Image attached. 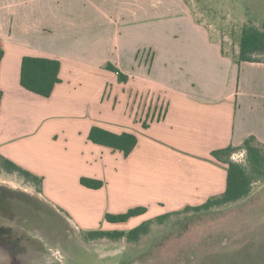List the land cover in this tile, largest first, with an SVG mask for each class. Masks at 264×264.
<instances>
[{
	"label": "crops",
	"instance_id": "1",
	"mask_svg": "<svg viewBox=\"0 0 264 264\" xmlns=\"http://www.w3.org/2000/svg\"><path fill=\"white\" fill-rule=\"evenodd\" d=\"M169 10L172 30L149 32ZM0 41V155L39 176L77 164L86 229L93 218L104 231H128L117 228L201 205L226 186L213 150L250 136L264 145V63H237L238 51L226 54L178 0H0ZM24 56L60 62L49 98L20 86ZM93 126L133 133L137 144L124 157L89 142ZM135 207L146 212L104 220Z\"/></svg>",
	"mask_w": 264,
	"mask_h": 264
},
{
	"label": "rangeland",
	"instance_id": "2",
	"mask_svg": "<svg viewBox=\"0 0 264 264\" xmlns=\"http://www.w3.org/2000/svg\"><path fill=\"white\" fill-rule=\"evenodd\" d=\"M178 1L192 11L213 40L221 42L226 54L238 51L244 29H260L264 24V0ZM172 12L150 20L149 32L162 27L172 30L177 23ZM48 169L46 175H37L43 178L41 193L0 169V241L7 243L0 244V264H161L172 260L264 264V176L239 202L205 212L174 210L165 217L143 220L149 221L147 232L135 241H90L86 232L102 230V225L91 218L90 229L82 226V218L88 215L75 197L80 195L76 190L79 166L61 161ZM137 222L117 230L142 223Z\"/></svg>",
	"mask_w": 264,
	"mask_h": 264
},
{
	"label": "trees",
	"instance_id": "3",
	"mask_svg": "<svg viewBox=\"0 0 264 264\" xmlns=\"http://www.w3.org/2000/svg\"><path fill=\"white\" fill-rule=\"evenodd\" d=\"M3 55L4 50L0 41V63ZM261 57H264V24L260 29L247 28L242 31L238 43L236 62L264 63V60L260 59ZM59 70L60 62L58 60L24 56L20 64L19 84L30 93L49 98L55 85L60 82L58 77ZM107 70L116 74L119 83L127 82V76L120 73L117 69L108 65ZM2 95L0 90V103ZM87 140L113 152H119L124 157H127L137 144V138L133 133L123 132L116 134L98 126L90 128ZM239 151L244 152V160L242 162H236L232 159V156ZM210 156L215 162L225 167V189L223 193L207 199L201 205L184 207L182 209L184 212L210 211L246 199L251 193L253 184L264 176V145L253 136L248 137L237 147L227 146L213 150ZM0 169L6 174L18 176L25 183L33 186L37 193H41L43 178L20 167L2 155H0ZM79 182L80 185L89 189L96 190L102 187V181L99 180L80 178ZM145 212L146 209L144 207H135L128 209L122 214L107 213L104 216V220L112 224L125 223L130 218L142 215ZM166 215H162V217ZM148 222H142L128 231L91 230L86 232V237L90 241L101 239L115 240L123 237H126L129 241H135L140 234H146ZM86 237L84 236V238Z\"/></svg>",
	"mask_w": 264,
	"mask_h": 264
},
{
	"label": "flooded vegetation",
	"instance_id": "4",
	"mask_svg": "<svg viewBox=\"0 0 264 264\" xmlns=\"http://www.w3.org/2000/svg\"><path fill=\"white\" fill-rule=\"evenodd\" d=\"M137 227V226H136ZM133 229V228H132ZM131 230V229H130ZM144 234H140V236H143ZM103 240V239H102ZM109 240V239H106ZM120 240H127L129 241L126 237L120 238L118 241ZM110 241H115V240H110ZM0 244H5L7 245V243H4L2 241H0ZM13 264H16V261L13 262ZM161 264H212L211 262H204V261H189V260H172L169 263L166 262H162Z\"/></svg>",
	"mask_w": 264,
	"mask_h": 264
},
{
	"label": "built area",
	"instance_id": "5",
	"mask_svg": "<svg viewBox=\"0 0 264 264\" xmlns=\"http://www.w3.org/2000/svg\"><path fill=\"white\" fill-rule=\"evenodd\" d=\"M232 159L236 162H242L244 160V152L236 153L232 156Z\"/></svg>",
	"mask_w": 264,
	"mask_h": 264
}]
</instances>
